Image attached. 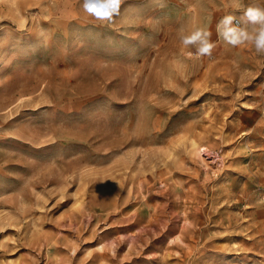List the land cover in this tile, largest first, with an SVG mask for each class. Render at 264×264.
Listing matches in <instances>:
<instances>
[{"label": "rangeland", "instance_id": "1", "mask_svg": "<svg viewBox=\"0 0 264 264\" xmlns=\"http://www.w3.org/2000/svg\"><path fill=\"white\" fill-rule=\"evenodd\" d=\"M84 2L0 0V264H264L253 0Z\"/></svg>", "mask_w": 264, "mask_h": 264}, {"label": "clouds", "instance_id": "2", "mask_svg": "<svg viewBox=\"0 0 264 264\" xmlns=\"http://www.w3.org/2000/svg\"><path fill=\"white\" fill-rule=\"evenodd\" d=\"M121 2L122 0H118V6ZM118 6L114 7L110 0H85L84 2L85 10L97 19L109 18L118 11ZM242 24L247 26H242ZM210 36L209 31L199 28L191 34H181L180 40L185 46H195L198 56H210L215 47V44L210 41ZM217 36L232 47L251 44L257 54H264V7L253 0V3H250L244 10L242 22L237 21L232 15L223 17L217 23Z\"/></svg>", "mask_w": 264, "mask_h": 264}, {"label": "snow or ice", "instance_id": "3", "mask_svg": "<svg viewBox=\"0 0 264 264\" xmlns=\"http://www.w3.org/2000/svg\"><path fill=\"white\" fill-rule=\"evenodd\" d=\"M110 3H112L114 7L118 6V0H110ZM96 14L100 15V13H96ZM104 15L106 16L107 14L105 13Z\"/></svg>", "mask_w": 264, "mask_h": 264}, {"label": "bare ground", "instance_id": "4", "mask_svg": "<svg viewBox=\"0 0 264 264\" xmlns=\"http://www.w3.org/2000/svg\"><path fill=\"white\" fill-rule=\"evenodd\" d=\"M194 147V146H193Z\"/></svg>", "mask_w": 264, "mask_h": 264}]
</instances>
